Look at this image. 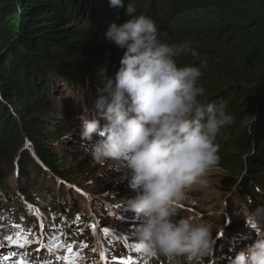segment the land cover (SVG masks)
Listing matches in <instances>:
<instances>
[{"label":"trees","instance_id":"16d2710c","mask_svg":"<svg viewBox=\"0 0 264 264\" xmlns=\"http://www.w3.org/2000/svg\"><path fill=\"white\" fill-rule=\"evenodd\" d=\"M122 3L123 8H113L109 0H0V230L20 226L24 232L14 237L30 232L31 245L51 244L44 239L66 235L80 247L89 245L99 258L103 247L113 245L100 224L111 233L121 227L117 221L135 220L122 210L123 201L135 198L127 193L125 180L102 179L96 192L82 183L103 169L90 155V145L80 140L78 117L98 116V73L106 70L114 79L126 52L108 41L106 33L113 24L122 27L141 16L154 22L161 43L189 47L177 58L178 67L199 69L197 84L205 95L198 99L224 105L234 119L216 141L221 157L216 169L227 174L220 190L227 198L234 190L241 195L238 216L264 209V0ZM72 160L75 170L66 165ZM210 219L204 223L214 230L226 224L224 220L217 227L221 219ZM214 230L212 236L217 235ZM253 236L246 223L245 228L234 226L230 238L213 239L214 250L223 254ZM12 248L22 256L28 247Z\"/></svg>","mask_w":264,"mask_h":264},{"label":"clouds","instance_id":"9594fccd","mask_svg":"<svg viewBox=\"0 0 264 264\" xmlns=\"http://www.w3.org/2000/svg\"><path fill=\"white\" fill-rule=\"evenodd\" d=\"M109 2L113 8L124 7L122 0ZM128 13H133L131 7ZM106 39L126 52L114 79L99 71L102 87L94 104L98 116L78 117L80 140L90 145L95 161L115 162L130 175L129 187L137 195L123 204L140 222L132 233L136 256L146 264H183L185 258L187 264H204L215 246L211 225L175 218L187 193L220 165L217 137L234 119L224 105L198 99L205 95L197 84L201 71L180 68L176 62L189 47L161 43L151 19L141 16L122 27L113 24ZM191 55L198 58L196 52ZM245 219L257 239L241 245L246 251L236 254L231 264H264V209Z\"/></svg>","mask_w":264,"mask_h":264},{"label":"rangeland","instance_id":"374dc122","mask_svg":"<svg viewBox=\"0 0 264 264\" xmlns=\"http://www.w3.org/2000/svg\"><path fill=\"white\" fill-rule=\"evenodd\" d=\"M87 94L83 93V97H86ZM86 99H83V102H85ZM76 104V103H75ZM77 129L76 126H73L71 129ZM79 159L82 158V156H78ZM85 160L88 161L87 157H84ZM95 161V160H94ZM89 162V161H88ZM92 163V162H91ZM96 166H99V168H102L103 170L99 172L97 170L96 174L92 175L91 177L85 178V180L82 181V183L89 187L91 191H95V188L97 189L98 185H101V180L107 178L109 180L116 179L115 181L121 182V180H125L127 183L126 191L129 195H137V193L133 192L131 188L129 187V178L130 175L126 173L125 170H122L119 168V166L112 161H95ZM67 167L69 169H77V163L72 160L70 162H67ZM227 174L219 169H213L210 171L207 176L203 179L202 183L197 184L194 186L186 195V199L178 206V216L175 218V221L178 222L180 220H190L194 225L198 223H204L205 220H211L212 217L220 218L221 220L217 223V227L219 225H223V221L226 218V213L232 214V220L233 222L226 223L220 231L214 230V225L211 224L212 232L214 230V234L217 233L215 238L219 239H228L230 238V234L232 233V230L235 227L241 226V223L243 220H245L246 215L244 214L242 216H238V210L237 206L240 205L242 201L241 195H239L236 190L233 191L232 194H229V198H227V195H225V190H220V182L226 177ZM128 181V182H127ZM99 182V183H98ZM98 183V184H96ZM96 192V191H95ZM100 197V196H99ZM199 205L200 209H196L195 206ZM125 211V208L122 209ZM205 211L204 216L201 215V211ZM199 213V215H198ZM87 214H85V217L87 218ZM242 217V218H240ZM104 222V221H103ZM239 224V225H237ZM104 225L100 224L98 228H102ZM19 230V229H17ZM14 235V234H13ZM16 235V233H15ZM213 235V233H212ZM237 234H234L231 237L236 236ZM215 236V235H214ZM214 236H212V239H214ZM256 240V239H255ZM254 241V240H252ZM43 243H40L39 247ZM71 244V242H70ZM37 244H34L31 248L30 252H33V256H35V263L36 264H43L39 257V247ZM244 251L243 249L239 247H233L230 246L228 248L227 253L232 254L235 258V255L239 252ZM45 258H49L48 255L44 253ZM88 256V255H87ZM220 258V257H218ZM216 261H219L217 264H230L228 260L224 257ZM224 258V259H223ZM62 263H64L63 260H61ZM116 263H118L117 260H113ZM34 263V264H35ZM145 264V263H143ZM150 264H157L156 261H151Z\"/></svg>","mask_w":264,"mask_h":264},{"label":"snow or ice","instance_id":"6c2138e0","mask_svg":"<svg viewBox=\"0 0 264 264\" xmlns=\"http://www.w3.org/2000/svg\"><path fill=\"white\" fill-rule=\"evenodd\" d=\"M37 215H38V213H37ZM77 220H79V217H77ZM12 227L15 229L18 226L12 225ZM92 230L95 233L97 231V227L93 226ZM20 231L22 232L23 230L21 229ZM102 231H103V234L106 238L112 235L107 230H102ZM29 235H31L30 232H25V233H23L22 236H20L19 234H17V236H15V237L14 236H8V237H5L4 243H7V244L11 245L12 247H17V248H21V249H23L25 247H30L31 242L28 239ZM61 235H62V233H61ZM15 239H21L22 242L17 244L14 242ZM37 242L39 243V241H37ZM0 246H2V244H0ZM43 246L48 248L50 254H53V255L57 251L67 252L69 254V256L72 257V259L65 257L64 258V264H79V262H81L83 260V257L80 256L79 253L72 252V249L75 247L74 244L65 245L64 243L60 242V240L54 239L53 243L46 244ZM86 247H87V245H81V248H86ZM56 259L60 260L61 257L57 256ZM102 259H104L103 256H102ZM6 260H14V261H16V264H27L26 260H20L19 257L15 256L14 254L11 256H0V262L6 261ZM105 264H116V262L105 260ZM127 264H136V262L129 260L127 262ZM145 264H146V262H145Z\"/></svg>","mask_w":264,"mask_h":264},{"label":"bare ground","instance_id":"6f19581e","mask_svg":"<svg viewBox=\"0 0 264 264\" xmlns=\"http://www.w3.org/2000/svg\"><path fill=\"white\" fill-rule=\"evenodd\" d=\"M122 209H124V208H122ZM106 217H112V214H107L106 215ZM103 221H104V223H107V222H109L110 220H109V218H103ZM119 224H121V227H119V228H115V229H110V230H116V231H118V232H121V233H126V232H128V236H131L132 235V233H133V231H134V229L136 228L133 224V221L132 220H123V221H117ZM139 227V226H138ZM104 230H107V229H109L108 227H106V226H103L102 227ZM14 236V235H13ZM112 241L115 239L114 237H111L110 238ZM248 239H251V240H254V241H256L255 239H252V238H248ZM104 249H103V251L105 252V255L108 253V250L105 248V247H103ZM9 249V248H8ZM7 249V250H8ZM7 252V251H6ZM72 252H74V253H79L78 251H75V249L73 248L72 249ZM8 253L10 254V253H12V251L10 250V251H8ZM7 253V254H8ZM44 253L46 254V255H48V259H49V261L47 262V264H64V263H62V261H60V260H62L64 257H66V256H68L69 254L67 253V252H59V251H57L56 253H55V255L56 256H59V257H61V259L60 260H52V254H50V252H49V250H46V251H44ZM80 254V253H79ZM134 255H136L135 253H134ZM7 256V255H6ZM222 257H220V258H218V260L219 259H221ZM86 259L88 260V262H89V264H95L97 261H98V258L97 257H95V256H93V255H89V256H87L86 257ZM129 259H131V261H137V260H133L132 258H129ZM224 259V258H223ZM105 260H108V257H106L105 256ZM219 261H216V263H218ZM119 263V262H118ZM145 263V262H144Z\"/></svg>","mask_w":264,"mask_h":264}]
</instances>
